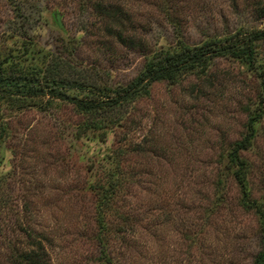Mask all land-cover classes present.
<instances>
[{
    "label": "rangeland",
    "instance_id": "rangeland-1",
    "mask_svg": "<svg viewBox=\"0 0 264 264\" xmlns=\"http://www.w3.org/2000/svg\"><path fill=\"white\" fill-rule=\"evenodd\" d=\"M263 27L264 0H0V58L117 87L158 50ZM255 50L264 73V40ZM263 80L217 56L203 73L154 81L95 131H80L87 115L71 102L1 105L0 264H26L16 255L34 238L45 264H253L260 212L228 158L259 114L240 155L264 210Z\"/></svg>",
    "mask_w": 264,
    "mask_h": 264
},
{
    "label": "trees",
    "instance_id": "trees-1",
    "mask_svg": "<svg viewBox=\"0 0 264 264\" xmlns=\"http://www.w3.org/2000/svg\"><path fill=\"white\" fill-rule=\"evenodd\" d=\"M95 7L104 17L112 18L114 23L120 22L121 18L117 16V10L111 11L101 2L97 3ZM238 33L213 37L197 46L180 43L174 48L158 50L147 59L136 77L127 84L117 87L98 84L85 85L66 78L47 77L39 71L28 75L21 69L15 70L13 66H10L12 65V54L9 53V56L0 58V136L5 132V125L1 120V105L5 103L13 107H19L26 103L39 106L44 98H46L45 104H50L51 99L71 102L78 112L87 115V120L80 131L87 129L95 131L107 125L105 116L116 112L118 108L131 102L140 94L147 93L149 86L154 81L163 79L175 81L180 75L193 71L203 73L207 70L212 59L217 56H233L243 62L249 70L264 74L259 70L260 66L257 65L255 56L257 43L264 40V27L246 30L239 37ZM118 36L121 37V34L118 33ZM46 87L49 88L48 92L44 90ZM73 90L78 93H72ZM261 101L264 103V96L261 97ZM258 116L259 114H253L249 118L247 134L235 142L229 152L228 160L231 166H237L233 174L242 192L244 204L256 205L260 212V248L254 256L253 264H264V210L254 200H250L246 179L248 164L240 155L241 150L250 145L254 135V123ZM16 260L26 264H45L46 252L41 242L34 238L21 253L16 255Z\"/></svg>",
    "mask_w": 264,
    "mask_h": 264
}]
</instances>
